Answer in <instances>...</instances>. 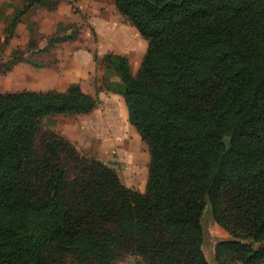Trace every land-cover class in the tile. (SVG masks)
<instances>
[{
	"label": "trees",
	"instance_id": "16d2710c",
	"mask_svg": "<svg viewBox=\"0 0 264 264\" xmlns=\"http://www.w3.org/2000/svg\"><path fill=\"white\" fill-rule=\"evenodd\" d=\"M11 22L38 0H24ZM148 43L137 76L103 58L150 148L145 193L44 120L93 112L78 84L0 94V264H264V0H114ZM10 26V27H11Z\"/></svg>",
	"mask_w": 264,
	"mask_h": 264
},
{
	"label": "rangeland",
	"instance_id": "374dc122",
	"mask_svg": "<svg viewBox=\"0 0 264 264\" xmlns=\"http://www.w3.org/2000/svg\"><path fill=\"white\" fill-rule=\"evenodd\" d=\"M38 1L12 27L16 11L26 7L25 1L0 0V94L64 91L69 85L78 84L98 101L96 109L87 115L47 118L43 132L63 137L82 157L98 159L113 169L125 187L145 193L150 148L130 126L123 98L112 95L106 88L107 83L119 82V79L107 71L103 58L122 53L130 61L132 75L137 76L148 43L116 11L114 0ZM96 1L99 8L96 18L99 21L102 17L108 18L124 31L123 39L115 45L119 49L108 48L110 41L101 39L102 35L90 24L91 4L94 7ZM60 7L65 20L57 17ZM67 7L71 8L70 12ZM91 15H95L94 10ZM83 29L90 31L89 40L95 45L92 49L83 44ZM87 55L92 57L91 62L86 60ZM203 226L207 233L203 250L209 264H215V245L230 236L208 211L204 214ZM122 263L130 264L131 257L114 264ZM133 264L145 263L138 260Z\"/></svg>",
	"mask_w": 264,
	"mask_h": 264
},
{
	"label": "crops",
	"instance_id": "0c3cea01",
	"mask_svg": "<svg viewBox=\"0 0 264 264\" xmlns=\"http://www.w3.org/2000/svg\"><path fill=\"white\" fill-rule=\"evenodd\" d=\"M97 4H98L97 1H96V5H94V7H92L93 5L91 4L90 12L92 14V12L94 10V14L95 15H91L90 14V16H91L90 24H91L92 28L95 29V31L98 34L100 33L102 35L101 39H106V40L110 41V42L107 43L108 48H113V46L115 47V45H118L120 40L123 39L121 37L122 36L121 34H123L124 31L121 30L120 27L118 28V26L114 25L113 21L109 20L108 18L105 19V18L102 17V21H99L98 18H96L98 16V13H99V8H98ZM79 5L84 7L81 3H79ZM67 8H69V12H70L71 8L70 7H67ZM31 10H33V8ZM59 12L60 13L57 15V17L59 16L58 18L65 20L66 17H62V15H61L62 12H63L61 7L59 9ZM82 33H84V38H85V39H83L84 46H87L88 49H92L95 45L92 43V41L89 40V33H90L89 29H88V31L86 29H83ZM78 36L80 37L81 35H78ZM86 38H88V39H86ZM73 39H75V38H73ZM79 39H81V37ZM115 48L119 49L118 46L115 47ZM116 54H120V56H121L122 53L116 52ZM86 58H87L86 60L88 62H91V60H90L92 58L91 56L87 55ZM73 84H76V83H73ZM87 94H90V93H87ZM111 94L114 95V96H117V94H113V93H111ZM90 95H92V94H90ZM137 261L138 260H136L134 258H131V263L130 264H133L134 262H137ZM122 264H125V263H122Z\"/></svg>",
	"mask_w": 264,
	"mask_h": 264
}]
</instances>
